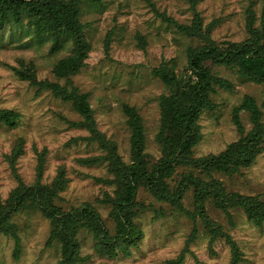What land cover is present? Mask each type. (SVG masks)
<instances>
[{"label": "rangeland", "instance_id": "rangeland-1", "mask_svg": "<svg viewBox=\"0 0 264 264\" xmlns=\"http://www.w3.org/2000/svg\"><path fill=\"white\" fill-rule=\"evenodd\" d=\"M263 5V0H196L194 7L189 0H81L79 20L89 49L83 65L68 76V81L58 77L53 68L59 59L71 55L72 39L63 38L62 46L52 50V36L36 34L25 20L0 27V108L19 113L15 126L0 123L1 199H6L18 183L5 155L21 138L23 153L15 166L24 184L35 180L38 155L42 153L43 183H51L60 170L64 172L66 184L55 203L65 210L88 203L98 210L109 232L116 231V224L109 217L111 207L101 201L106 192L113 195L115 187L97 180L112 177L107 162L85 164L81 160L106 151L90 142L88 131L76 124L81 116L71 102L54 97L50 90L38 89L20 78L15 68L31 66L39 80L57 81L86 94L96 127L124 163L131 161L129 116L124 106L134 107L143 124L144 151L150 168L163 155L164 147L157 141L162 129L161 99L177 94L194 79L188 50L201 43L163 20L160 14L190 24L197 12L203 30H209L215 45L225 48L249 38L248 19L254 16V25L259 26ZM203 65L212 74L228 79L232 88L213 84L214 89L207 92L212 104L197 119L201 136L192 150L195 157L223 152L253 129L249 112L240 107L247 96L259 107L260 122L264 123V83L242 78L236 69L208 60ZM160 66L167 77H175L181 85L158 76L155 69ZM236 107L240 127L233 119ZM168 137L169 133L163 134L166 140ZM190 170L197 173L195 169L177 167L167 179L169 186L173 187L175 180ZM216 176L227 191L264 200V149L240 173H215ZM193 199V191L187 190L182 206L193 210ZM206 209L238 247L240 264H264V221L254 224L242 208H232L227 215L210 201ZM133 210V222L141 235L136 245L129 247L128 255L121 249L112 257L100 255L93 234L84 228L77 231L80 254L87 255L85 264H171L169 260L177 257L192 231V221L169 203L155 198L143 185L137 188ZM10 220L17 226L21 249L15 257L13 239L0 234V264H57L59 243L49 241V220L40 211L24 208ZM196 227V237L181 264H227L231 242L218 238L210 244L199 218Z\"/></svg>", "mask_w": 264, "mask_h": 264}, {"label": "trees", "instance_id": "trees-1", "mask_svg": "<svg viewBox=\"0 0 264 264\" xmlns=\"http://www.w3.org/2000/svg\"><path fill=\"white\" fill-rule=\"evenodd\" d=\"M194 7L196 0H189ZM264 1V0H263ZM81 0H0V27L5 24L26 21L36 34L48 33L52 36V50L60 48L63 38L74 42L71 55L59 59L53 68L58 77L68 81L70 74L76 73L83 65L87 56L88 42L84 38L79 20ZM162 19L172 23L185 35L198 38L201 43L188 50L189 69L194 79L186 82L176 94L161 99L162 129L157 141L163 145V155L150 168L144 151L145 134L140 116L134 107L125 105L130 129L131 161L124 163L115 153V148L98 130L93 117V111L87 100V95L79 93L75 88L61 85L57 81L39 80L31 66L22 69L15 68V73L36 86L38 89L50 90L54 97L65 102H71L73 108L81 116L76 124L88 131V140L96 143L105 154L81 159L85 164L107 162L111 178H97L98 181L113 184V195L104 194L101 200L110 205L109 217L116 224V231L111 234L105 226L98 210L88 203L68 210L55 203L58 192L65 187L64 172L60 170L51 183L41 181L44 159L38 155L36 178L31 184H24L16 172L15 163L23 153V140L18 138L9 154L5 155L8 164L17 179V186L11 190L6 199L0 197V234L9 236L14 241V256L21 249V239L16 224L11 216L24 209H36L49 220V241L59 243L60 257L57 264H85L87 255L80 254V243L76 237L79 229L84 228L93 234L96 252L108 257L115 256L121 249L123 254H129V247L135 246L140 238V231L133 222L136 191L139 185L146 186L150 193L160 201L169 203L184 213L193 223L190 235L183 249L172 260L171 264H181L184 254L189 251V244L197 234L196 220L199 218L210 244L218 238L230 243L231 257L227 264H240L241 254L238 247L230 240L220 223L214 220L206 209V203L211 202L229 215L232 208H242L247 217L256 225L264 221V200L258 196L243 195L227 191L223 182L215 173L232 176L247 168L256 155L264 149V123L260 122L261 111L253 98L245 97L241 108L249 112L254 123L253 129L237 142H233L225 151L217 154H206L195 157L192 153L199 142L201 133L198 131L197 119L203 109H209L212 104L207 92L213 90V84L224 89H231L232 83L223 77L214 75L203 63L208 60L214 64L236 69L242 78L253 82L264 83V5L261 12L260 25H254V16L249 17L247 29L249 38L243 42L230 43L221 48L209 36V30H203L202 21L197 12L190 24L178 23L172 17L160 14ZM155 73L170 84H179L175 77H167L164 69H155ZM178 86V87H179ZM239 107L234 109L233 119L241 126L238 115ZM19 113L13 109L0 108V123L13 127L16 125ZM169 133V139L163 134ZM195 169L185 171L175 180L173 187L167 179L177 167ZM207 177V179H205ZM187 190L193 191V210L182 206V197Z\"/></svg>", "mask_w": 264, "mask_h": 264}]
</instances>
